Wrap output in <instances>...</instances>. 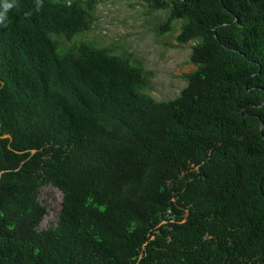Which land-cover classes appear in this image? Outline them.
Returning <instances> with one entry per match:
<instances>
[{
    "label": "trees",
    "instance_id": "trees-1",
    "mask_svg": "<svg viewBox=\"0 0 264 264\" xmlns=\"http://www.w3.org/2000/svg\"><path fill=\"white\" fill-rule=\"evenodd\" d=\"M150 1L194 67L167 101L122 46L83 39L101 0L9 10L0 264H264V0ZM45 186L61 207L39 229Z\"/></svg>",
    "mask_w": 264,
    "mask_h": 264
},
{
    "label": "rangeland",
    "instance_id": "rangeland-1",
    "mask_svg": "<svg viewBox=\"0 0 264 264\" xmlns=\"http://www.w3.org/2000/svg\"><path fill=\"white\" fill-rule=\"evenodd\" d=\"M151 5L150 0H101L94 10L96 21L92 30L83 39L122 46L123 52L141 62L147 74V93L157 101H167L178 96L186 85L182 76L194 67L188 64L190 45L180 46L174 41L182 21L175 22L168 33L159 36L158 25L165 16L161 11L148 14ZM38 197L46 208L39 229L54 227L61 207V193L45 186Z\"/></svg>",
    "mask_w": 264,
    "mask_h": 264
},
{
    "label": "clouds",
    "instance_id": "clouds-1",
    "mask_svg": "<svg viewBox=\"0 0 264 264\" xmlns=\"http://www.w3.org/2000/svg\"><path fill=\"white\" fill-rule=\"evenodd\" d=\"M15 0H0V27L6 26L8 23V12L14 6ZM40 3L36 4L37 10L40 8ZM31 13H25V16H30Z\"/></svg>",
    "mask_w": 264,
    "mask_h": 264
},
{
    "label": "water",
    "instance_id": "water-1",
    "mask_svg": "<svg viewBox=\"0 0 264 264\" xmlns=\"http://www.w3.org/2000/svg\"><path fill=\"white\" fill-rule=\"evenodd\" d=\"M226 24H222V25H219L218 27H221V26H225ZM215 36V39L217 40V38H216V35H214ZM262 127V125H261V122H260V131H261V128Z\"/></svg>",
    "mask_w": 264,
    "mask_h": 264
}]
</instances>
